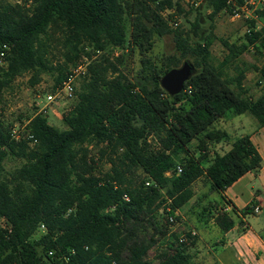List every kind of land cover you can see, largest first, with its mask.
Masks as SVG:
<instances>
[{
	"label": "trees",
	"instance_id": "1",
	"mask_svg": "<svg viewBox=\"0 0 264 264\" xmlns=\"http://www.w3.org/2000/svg\"><path fill=\"white\" fill-rule=\"evenodd\" d=\"M181 1L0 0V52L6 53L0 98L24 73L35 86L43 74L57 71L55 86H61L69 65L90 57L85 46L103 53L89 64L78 100L63 116L65 130L35 115L26 137L16 139L0 116V264H60L65 258L69 264H198L189 246L197 237L181 242L190 231L180 236L169 227L195 197L194 185L204 178L220 193L262 168L249 135L216 154L207 168L203 162L213 143L231 140L226 131L211 129L228 113L249 114L264 127V68L263 90L254 99L244 84L253 68L241 60L250 48L264 60V9L246 20L250 33L244 44L221 40L228 53L216 66L212 23L204 28L199 13L188 31L170 26L177 13L188 15ZM206 1L213 22L221 13L234 15L248 0ZM166 10L173 11L169 18ZM169 35L176 54L159 66L148 54L155 37ZM54 43L63 49V65L51 60ZM132 53L141 56L135 78L122 71ZM186 58L196 70L171 97L161 79ZM9 158L25 163L6 176ZM105 158L109 170L101 168ZM135 169L145 178L133 190L125 180ZM256 205L243 214L253 215ZM219 209L213 219L227 233L235 220Z\"/></svg>",
	"mask_w": 264,
	"mask_h": 264
},
{
	"label": "rangeland",
	"instance_id": "2",
	"mask_svg": "<svg viewBox=\"0 0 264 264\" xmlns=\"http://www.w3.org/2000/svg\"><path fill=\"white\" fill-rule=\"evenodd\" d=\"M1 1L15 4L19 3L21 0ZM195 2L196 1L193 0L181 1L183 9L188 13V15L184 16L177 13L175 18L179 25L178 27L171 25V27L173 29L181 27L183 30L188 31L191 26L190 24L195 21L199 13L201 14L199 17L203 19L202 23L204 28H209V25L212 23L215 28L214 34L218 39L212 45L211 52L213 63L217 66L223 61L228 53L226 48L221 43V40H226L229 43L236 44L238 46L244 44L245 36L248 31V26L246 23L247 17L250 16L251 18L255 16V13L258 11V9H260V6L257 5L252 12L247 13V15L241 14L238 17H233L229 13L224 12L217 16L213 22H211L208 19L210 9L207 8V1L199 0V4L197 6L194 5ZM172 12V10H166L163 14L164 18H169ZM84 49L85 52L90 55V57L82 55V57L77 60L75 64L69 65L68 73L76 66L85 63L91 64L101 59L103 53L94 50L90 46H85ZM51 52V60L53 61L54 66H56V64L63 65L64 61L62 57V47L58 45V43H54L51 47ZM117 54H120V52L118 51L115 56H117ZM174 54H176L174 40L173 37L169 35L163 38L155 37L154 47L148 56L160 66L166 56ZM140 59L141 56L138 53H132L126 56V62L122 67V71L127 74L129 78H135L138 70L140 69ZM4 60H0V68L5 66ZM241 60L253 68L246 74V80L244 84L249 91V95L256 99L263 90V85H260L259 81L261 79L260 70L264 68V60L256 55L253 48H250V50L245 52L241 56ZM185 61H191L194 63L192 58L182 59L179 67H181ZM253 66H255V69ZM227 73L230 76L235 74L233 68L227 69ZM56 76L57 71L54 73L43 74L41 82L35 86H31L29 82L31 74H21L12 84V86L4 91L2 97L0 98V116L4 118L5 122H7L9 126H13L12 128L16 129V131L22 136L26 137V126L28 125V120L35 115H40L41 109L47 106V95L54 94L60 87V85L57 87L55 86ZM88 77L89 73L81 75L77 79L76 98L74 100H61L60 105L57 107L55 105L48 106L47 109L49 110V117H47V119L52 126L60 130L66 129V126L63 123V116L78 100V94L81 92L83 83ZM228 114L230 121L235 118L234 113L230 112ZM246 116H249L247 118H251V120H256L251 115ZM243 118H245V116L242 117V119ZM231 126L233 125H231L228 120L220 119L213 126H211V129L224 130L226 127L229 128ZM246 129L248 130L249 128ZM236 139V137H232L229 142L213 143L209 148L208 159L203 162V167L207 168L216 154H223L226 152V147ZM195 147L196 142L193 143V148ZM192 151L193 153L195 152L194 149H192ZM93 153L95 154V151H93ZM106 159L107 158H105L101 163L102 170H109L110 168V165L106 162ZM24 163L25 161L22 159L9 158L5 162L4 175L8 176L16 169L20 168ZM144 178L145 174L142 172V170L135 169L127 176L125 180V186L133 190L139 189L142 182L144 181ZM194 190L197 193V196L180 210L179 222L173 226H169L171 232H181L180 236L188 231L196 230L197 237H199L200 230L202 229V225H200V223L205 218L208 219V222L211 221L214 217L215 210L219 208L220 196H218L217 192L211 189V185L207 179L203 178L202 180L198 181L194 185ZM249 221L253 226V229L264 238V209L262 210L261 214L250 216ZM189 246L190 248L193 247L191 245Z\"/></svg>",
	"mask_w": 264,
	"mask_h": 264
},
{
	"label": "crops",
	"instance_id": "3",
	"mask_svg": "<svg viewBox=\"0 0 264 264\" xmlns=\"http://www.w3.org/2000/svg\"><path fill=\"white\" fill-rule=\"evenodd\" d=\"M246 115L249 114L235 115V118L230 121L227 114L223 119L228 120L233 126L226 127L223 131H226L231 139L249 135L252 144L262 157V168L258 173L245 174L224 192L217 193L220 196L219 208L232 207L231 215L235 225L225 233L213 219L209 222L207 218L200 221L202 229L191 248L194 260L198 264L216 262L219 264H264V238L253 229L249 221L250 216L259 215L264 209V127H261L257 120H251ZM244 116L245 120L242 119ZM232 143L226 147V152L231 149ZM253 203L257 204L259 213L244 215L243 211Z\"/></svg>",
	"mask_w": 264,
	"mask_h": 264
},
{
	"label": "built area",
	"instance_id": "4",
	"mask_svg": "<svg viewBox=\"0 0 264 264\" xmlns=\"http://www.w3.org/2000/svg\"><path fill=\"white\" fill-rule=\"evenodd\" d=\"M196 1L194 5H198L199 4V0H193ZM260 6V9L263 10L264 9V0H248L245 4V6H243L240 9H237L234 12V15H232L233 17H238L241 14L247 15V13H250L253 11V9H255L257 6ZM253 7V9H251ZM250 16L247 17V19H249ZM173 25L175 27H177L179 24L174 22V21H170V26ZM247 33H250V30L247 31ZM6 57V53L5 51H1L0 52V60H3ZM88 66L89 64L85 63V64H81L79 66L74 67L73 69H71L69 71V73L66 75V78L63 80L61 86L56 90V92L54 94H49L46 97V102H47V106L43 107L41 109V116L43 117H49V110L47 109L48 106L50 105H55L56 107L60 105L61 100H66V101H72L76 98V83H77V79L81 76V75H85L88 73ZM13 136L16 139H19L20 134L19 132L16 131V129H13L12 131ZM182 172V168L179 166L178 167V173L180 174ZM147 185H150V182L147 183ZM126 200H129L126 197ZM253 214H258L259 213V208L256 206L253 209ZM220 212H224V213H228L231 214V212L233 211L231 206H225L219 209ZM171 222L175 223V220L173 217H171ZM46 232V227L44 225L41 226L40 228V233H45ZM197 237V231L195 230H191L189 232L188 235H182L180 238L181 242L184 243H190L194 240V238ZM50 257H54L55 252L54 251H50L49 253ZM69 259L65 258L63 263L60 264H69Z\"/></svg>",
	"mask_w": 264,
	"mask_h": 264
},
{
	"label": "water",
	"instance_id": "5",
	"mask_svg": "<svg viewBox=\"0 0 264 264\" xmlns=\"http://www.w3.org/2000/svg\"><path fill=\"white\" fill-rule=\"evenodd\" d=\"M195 70L196 68L191 61H185L181 67L169 70L161 79L162 89L171 97L180 94Z\"/></svg>",
	"mask_w": 264,
	"mask_h": 264
}]
</instances>
